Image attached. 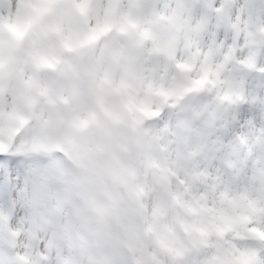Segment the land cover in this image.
<instances>
[{
	"label": "snow or ice",
	"instance_id": "6c2138e0",
	"mask_svg": "<svg viewBox=\"0 0 264 264\" xmlns=\"http://www.w3.org/2000/svg\"><path fill=\"white\" fill-rule=\"evenodd\" d=\"M0 264H264V0H0Z\"/></svg>",
	"mask_w": 264,
	"mask_h": 264
}]
</instances>
